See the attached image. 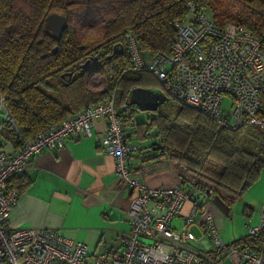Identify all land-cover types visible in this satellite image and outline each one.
I'll return each mask as SVG.
<instances>
[{"label":"built area","instance_id":"2783aa9c","mask_svg":"<svg viewBox=\"0 0 264 264\" xmlns=\"http://www.w3.org/2000/svg\"><path fill=\"white\" fill-rule=\"evenodd\" d=\"M186 7V19L173 21L176 34L168 55H144L135 35L125 34L129 69L149 71L167 97L223 126L258 125L264 129V115L259 111L264 54L259 39L232 22L218 26L209 10L198 7L194 0H187ZM225 98L230 100L229 108L223 105ZM98 117L106 121L100 148L112 157L115 177L129 193L125 211L129 228L120 251L99 252L91 262L93 253L85 242L57 229L7 226L10 208L18 197L16 189H8L7 180L23 175L35 154L60 148L66 137L91 136ZM5 122L15 129L19 145L12 153L6 152L0 135V264H264V213L256 224L246 222V235L224 242L207 207L212 190L200 184L152 187L131 176L129 154L141 147L128 142L113 94L107 103L90 104L33 137H24L15 128L0 96V130ZM179 216L181 223L175 227L173 219Z\"/></svg>","mask_w":264,"mask_h":264},{"label":"trees","instance_id":"16d2710c","mask_svg":"<svg viewBox=\"0 0 264 264\" xmlns=\"http://www.w3.org/2000/svg\"><path fill=\"white\" fill-rule=\"evenodd\" d=\"M186 1L0 0V96L15 128L33 137L90 104L107 103L113 94L123 123L138 136L146 138L156 129L157 141L149 150L163 159L180 185L200 184L226 203L236 200L264 169V136L257 147L245 146L241 140L247 125L228 128L177 101L172 119L157 107L136 121L140 110L128 101L133 87L160 86L149 71L129 69L125 34L135 35L144 55H168L176 34L173 21L187 17ZM194 1L209 10L218 26L232 22L249 30L264 54V0H229L219 13L213 12L210 0ZM50 12L67 18L59 40L43 26ZM85 29H94L100 39L81 42ZM117 43L122 51L113 53ZM93 75L104 78L105 88L90 85ZM259 111L264 115V94ZM0 135L19 144L10 123H3ZM21 176L9 177L8 189L19 188Z\"/></svg>","mask_w":264,"mask_h":264},{"label":"crops","instance_id":"0c3cea01","mask_svg":"<svg viewBox=\"0 0 264 264\" xmlns=\"http://www.w3.org/2000/svg\"><path fill=\"white\" fill-rule=\"evenodd\" d=\"M147 112L136 113V121L145 120ZM124 124L128 142L141 147L140 151L129 154L131 176L152 187L179 183L154 150L145 151L157 139L142 138L133 126ZM105 127V119L98 117L91 136L77 140L66 137L60 148H47L35 154L24 174L16 180L18 197L5 224L57 229L64 236L85 242L93 253L89 257L91 262L99 252L120 251L123 235L129 228L125 212L129 193L115 177L112 157L100 148ZM18 145L1 137V146L8 153Z\"/></svg>","mask_w":264,"mask_h":264},{"label":"rangeland","instance_id":"374dc122","mask_svg":"<svg viewBox=\"0 0 264 264\" xmlns=\"http://www.w3.org/2000/svg\"><path fill=\"white\" fill-rule=\"evenodd\" d=\"M228 4L229 0H210V5L214 13H219ZM90 85L97 89H103L105 88V80L97 76L96 78H92ZM223 105L229 108L230 100L225 98ZM176 108L177 103L169 97L158 106L159 112L170 119L174 117ZM243 131L241 143L245 146L257 147L260 139L264 136V129L258 125H247ZM207 207L212 214L214 226L224 242H231L233 239L235 240L246 235V222L248 221V224L254 225L258 222L260 214L264 213V169L261 171L256 182L236 200L231 203H226L217 195H213L209 199ZM214 217L218 218L217 221ZM180 223L181 217L173 219L172 224L175 227H179ZM193 230L198 236L199 233L195 229ZM189 246L194 249L198 247L194 243H189Z\"/></svg>","mask_w":264,"mask_h":264},{"label":"water","instance_id":"95a60500","mask_svg":"<svg viewBox=\"0 0 264 264\" xmlns=\"http://www.w3.org/2000/svg\"><path fill=\"white\" fill-rule=\"evenodd\" d=\"M43 26L50 31L56 40H59L63 30L67 26V18L62 13L50 12L43 18ZM55 50L56 46L53 47V51ZM121 51V43L113 45V53H120ZM79 66L83 67L84 64H80ZM165 100L166 95L159 88L136 86L131 88L128 94L129 103L136 105L141 111L153 112ZM155 135V128L147 132V136L149 137H154ZM149 148H146L145 151H149Z\"/></svg>","mask_w":264,"mask_h":264},{"label":"clouds","instance_id":"9594fccd","mask_svg":"<svg viewBox=\"0 0 264 264\" xmlns=\"http://www.w3.org/2000/svg\"><path fill=\"white\" fill-rule=\"evenodd\" d=\"M98 39H100V36L94 34V29H85L81 36V42L83 43H89L93 40H98Z\"/></svg>","mask_w":264,"mask_h":264}]
</instances>
